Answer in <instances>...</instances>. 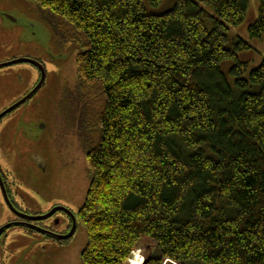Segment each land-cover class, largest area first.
Segmentation results:
<instances>
[{"label":"trees","instance_id":"1","mask_svg":"<svg viewBox=\"0 0 264 264\" xmlns=\"http://www.w3.org/2000/svg\"><path fill=\"white\" fill-rule=\"evenodd\" d=\"M28 1L79 47L81 264H127L144 238L143 264H264V57L229 34L249 0Z\"/></svg>","mask_w":264,"mask_h":264},{"label":"rangeland","instance_id":"2","mask_svg":"<svg viewBox=\"0 0 264 264\" xmlns=\"http://www.w3.org/2000/svg\"><path fill=\"white\" fill-rule=\"evenodd\" d=\"M174 2L161 0L151 11L164 12ZM1 11L14 20L0 17V64L31 56L42 63L46 74L43 86L30 102L0 121L3 179L11 199L23 209L43 215L54 205L62 204L77 215L89 184L86 153L77 126L79 113H74L76 105L72 95L79 47L61 37L53 26V17L35 2L1 0ZM257 15V0H249L243 22L229 32L230 36L237 35L251 44L252 49L238 54L240 61H248L251 68L264 57V42L250 39L247 32ZM17 75L22 77V82L17 81ZM36 78L34 68L25 63L0 68V111L32 87ZM34 155L44 159V170L36 165ZM12 219L14 215L3 205L0 196V224ZM63 219L60 217L62 222ZM52 222L53 219L44 225L52 226ZM31 232L30 235L20 226L9 230L1 264H81L86 230L78 219L74 234L63 244L37 231ZM140 247L134 252L143 264L151 241L144 238Z\"/></svg>","mask_w":264,"mask_h":264},{"label":"flooded vegetation","instance_id":"3","mask_svg":"<svg viewBox=\"0 0 264 264\" xmlns=\"http://www.w3.org/2000/svg\"><path fill=\"white\" fill-rule=\"evenodd\" d=\"M0 4H1V0H0ZM0 17H1L2 20H4V19L5 20H9V21L10 20H14L12 17H10L9 15H7L5 12H2V11L0 12ZM23 58L32 60V62H22V63H25V64L29 65L31 68H34V70L37 73V78L35 79L32 87H30L20 97H18L16 100L11 102L8 106H6L4 109H2L0 111V115H1V113L5 112L10 107H12L14 105H17V103L19 101L24 99L23 102H21L19 105L15 106L11 111H9L4 116H2L0 118V121L5 116L10 115L11 113H13V111H17L18 109H21L23 106L27 105L30 102V100L35 96L37 91L44 84V81H45V78H46V74H45L44 66L42 65V63L39 60L32 59L31 56H23ZM16 59H21V58H16ZM16 59L7 60L6 62L14 61ZM22 63L12 64V65H9V66H6V67H10V66H14V65H17V64H22ZM42 74H44L43 82H41ZM16 77H17V81L19 83L22 82V77L20 75H17ZM38 85H40L38 87V89H36V91L29 96V94L32 93V91ZM3 175H4V173H3L2 169L0 168V177H1L2 181H3L4 186H5V192H6L7 198H8L9 202L11 203V205L13 206V208L16 210L17 213L10 210V208L8 207V205L6 204V202L4 200L3 193H2V191L0 189V196H1V199H2L3 205H5L6 208L8 209V211H10V213L14 215V219H12L10 221H7L6 223L0 224V260H1L2 254L6 250L5 240L7 238L9 230H11L13 227L20 226V227L24 228L29 234L32 233L31 231H37L41 235H43L45 237H48V238H50V239H52L54 241H57L59 244H63V243L68 242L69 239L72 236L67 238V239H63V238H60V237L66 236V235H68L70 233V231L72 229V226H73V220H74L73 216H74L75 220L77 221V217L72 212V210L67 205L56 204V205H54L52 207L51 210H53V209H57V210L53 213V215L51 217H48V218L43 219V220H38V221H34V220H31V219H28L26 216H37V213L35 214V213L30 212L29 210L23 209L22 207L17 205L16 202H14V200L11 199V197L9 195V190L7 188V185L5 184L4 179H3ZM59 216L64 218L63 219L64 222H62L60 220ZM52 219H53L52 226L50 224L44 225V222L52 220ZM6 225H9V227L5 228ZM2 228H3V230H1ZM1 262L2 261H0V264H1Z\"/></svg>","mask_w":264,"mask_h":264},{"label":"water","instance_id":"4","mask_svg":"<svg viewBox=\"0 0 264 264\" xmlns=\"http://www.w3.org/2000/svg\"><path fill=\"white\" fill-rule=\"evenodd\" d=\"M22 62H32V60H30V59H26V58L16 59V60H14V61L1 63V64H0V68H1V67H5V66H9V65H12V64H16V63H22ZM43 79H44V74H42L41 82H43ZM39 86H40V85H38V86L32 91V93L29 94V96H30L31 94H33V93L36 91V89H38ZM23 101H24V99L21 100V101H19V102L17 103V105H19V104H20L21 102H23ZM17 105H14V106L10 107L8 110H6L5 112L1 113L0 118H1L2 116H4L6 113H8L9 111H11V110H12L15 106H17ZM32 157H33V160L35 161L36 165H37L40 169L44 170V168H45V164H46L45 161H44V159L41 158V157H39V156H37V155H34V156H32ZM0 189H1L2 193H3L4 200H5L6 204L8 205V207L10 208V210L16 212V210L13 208V206L11 205V203L9 202V200H8V198H7V195H6V192H5V186H4V184H3V181H2V179H1V177H0ZM56 210H57V209H53V210H51L50 212H48V213H46V214H43V215H37V216H26V217H27L28 219H31V220H34V221L43 220V219H46V218H48V217H51V216L53 215V213H54ZM16 213H17V212H16ZM73 219H74V220H73V226H72V229H71L70 233H69L68 235L63 236V237H60V238L67 239V238H69V237H71V236L73 235V233H74V231H75V229H76V224H77V221L75 220L74 216H73ZM8 227H9V225H6L5 228H8ZM1 230H3V228H2Z\"/></svg>","mask_w":264,"mask_h":264},{"label":"bare ground","instance_id":"5","mask_svg":"<svg viewBox=\"0 0 264 264\" xmlns=\"http://www.w3.org/2000/svg\"><path fill=\"white\" fill-rule=\"evenodd\" d=\"M137 253L133 252V256L130 258V264H140L141 258L136 255Z\"/></svg>","mask_w":264,"mask_h":264}]
</instances>
